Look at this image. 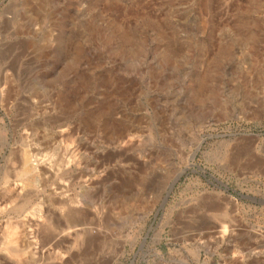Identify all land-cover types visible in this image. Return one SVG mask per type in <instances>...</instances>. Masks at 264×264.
I'll list each match as a JSON object with an SVG mask.
<instances>
[{
  "label": "rangeland",
  "instance_id": "rangeland-1",
  "mask_svg": "<svg viewBox=\"0 0 264 264\" xmlns=\"http://www.w3.org/2000/svg\"><path fill=\"white\" fill-rule=\"evenodd\" d=\"M0 264H264V0H0Z\"/></svg>",
  "mask_w": 264,
  "mask_h": 264
},
{
  "label": "bare ground",
  "instance_id": "bare-ground-1",
  "mask_svg": "<svg viewBox=\"0 0 264 264\" xmlns=\"http://www.w3.org/2000/svg\"><path fill=\"white\" fill-rule=\"evenodd\" d=\"M195 155V154H194ZM29 156L27 155V153L25 154V156H24V168L22 169V171H21V173L22 174H28L29 172H31V167L29 166L30 165V160H29V158H28ZM191 164V163H190ZM180 179V177L179 178H177V179H175L172 183H171V188H170V191H168V192H171L172 191V189L174 188V186H175V184H176V182L178 181ZM18 190V189H17ZM50 222L51 223H53L52 222V220H50ZM67 227H68V230L69 229H73V227H77V224L78 223H75V221H72L71 219H68L67 220ZM66 227V226H65ZM64 228V227H63ZM85 229V228H84ZM64 230V229H63ZM23 235V234H22ZM7 242L9 243V244H11V245H14V247H12V248H5V250L9 253V254H11V255H13V256H15V257H20L21 256V254L23 253V251H24V245L22 244V243H18V241H19V231L15 228V227H11V228H9V230H8V232H7ZM7 243V244H8ZM9 246V245H8ZM4 250V251H5ZM43 251V250H42ZM6 252V253H7Z\"/></svg>",
  "mask_w": 264,
  "mask_h": 264
},
{
  "label": "water",
  "instance_id": "water-1",
  "mask_svg": "<svg viewBox=\"0 0 264 264\" xmlns=\"http://www.w3.org/2000/svg\"><path fill=\"white\" fill-rule=\"evenodd\" d=\"M169 194H170V192H168V194L165 196L164 201H163V203H162V205H161V208L164 207V205H165V203H166V201H167V199H168V197H169Z\"/></svg>",
  "mask_w": 264,
  "mask_h": 264
}]
</instances>
